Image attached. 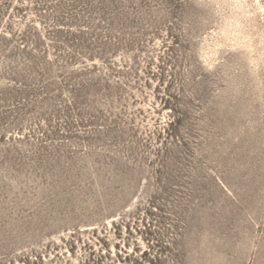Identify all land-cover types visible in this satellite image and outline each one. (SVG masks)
<instances>
[{
    "label": "rangeland",
    "instance_id": "374dc122",
    "mask_svg": "<svg viewBox=\"0 0 264 264\" xmlns=\"http://www.w3.org/2000/svg\"><path fill=\"white\" fill-rule=\"evenodd\" d=\"M0 264H264V0H0Z\"/></svg>",
    "mask_w": 264,
    "mask_h": 264
}]
</instances>
